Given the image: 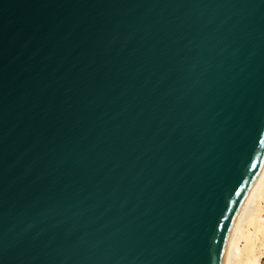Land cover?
Wrapping results in <instances>:
<instances>
[{
  "label": "water",
  "instance_id": "95a60500",
  "mask_svg": "<svg viewBox=\"0 0 264 264\" xmlns=\"http://www.w3.org/2000/svg\"><path fill=\"white\" fill-rule=\"evenodd\" d=\"M262 135L264 0H0V264H222Z\"/></svg>",
  "mask_w": 264,
  "mask_h": 264
},
{
  "label": "bare ground",
  "instance_id": "6f19581e",
  "mask_svg": "<svg viewBox=\"0 0 264 264\" xmlns=\"http://www.w3.org/2000/svg\"><path fill=\"white\" fill-rule=\"evenodd\" d=\"M264 257V160L236 220L222 264H261Z\"/></svg>",
  "mask_w": 264,
  "mask_h": 264
},
{
  "label": "snow or ice",
  "instance_id": "6c2138e0",
  "mask_svg": "<svg viewBox=\"0 0 264 264\" xmlns=\"http://www.w3.org/2000/svg\"><path fill=\"white\" fill-rule=\"evenodd\" d=\"M260 143L264 145V135L261 136ZM253 165H255V161H253Z\"/></svg>",
  "mask_w": 264,
  "mask_h": 264
},
{
  "label": "rangeland",
  "instance_id": "374dc122",
  "mask_svg": "<svg viewBox=\"0 0 264 264\" xmlns=\"http://www.w3.org/2000/svg\"><path fill=\"white\" fill-rule=\"evenodd\" d=\"M261 264H264V257H262V261H261Z\"/></svg>",
  "mask_w": 264,
  "mask_h": 264
}]
</instances>
